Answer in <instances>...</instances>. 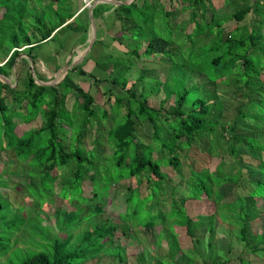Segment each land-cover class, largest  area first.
Listing matches in <instances>:
<instances>
[{"label": "trees", "instance_id": "16d2710c", "mask_svg": "<svg viewBox=\"0 0 264 264\" xmlns=\"http://www.w3.org/2000/svg\"><path fill=\"white\" fill-rule=\"evenodd\" d=\"M23 1L26 4L27 0H0V74L10 79L15 65V75L21 76L14 83H6L0 79V150H13L12 157L9 159L11 163L16 162L15 157L24 160L33 158L37 161L36 166L26 167V169L33 170L36 167L41 178H49L53 184L62 180L64 171L62 167H73L76 163L77 167L72 176L78 181V192H85L83 183L88 181L91 186V195H89L92 197L96 194L92 195L94 191L92 180L95 176L92 170L97 168L101 170L99 167L101 164H96L93 155L89 158L86 155L88 151L98 154L102 160L111 158V161L105 165L111 169L115 168L110 191L122 180L131 179L130 182L134 184L132 186L128 184L124 188L128 195L124 197L125 210L120 214L125 212V219L121 220L120 217V225L115 226L110 222L109 217H106L102 220L103 222L88 227V231L78 238L76 243L77 246L83 242V252L63 251L66 242L72 239V236L69 238L67 235L65 241L61 242L59 238H56L52 244L50 243L52 246L50 253L45 250L33 251L23 259L21 264H71L76 257L81 255L80 253H83V259H86V253L94 248L93 252H89L93 257L100 252V246L103 244L109 245L111 251L109 253L117 257L116 264H125L126 251L122 243L124 237L134 238L135 234L131 231L138 228L145 230L153 228L161 222L162 218L165 219L162 220L163 223H160L161 228L155 237V243L161 244L165 241L166 255L155 257L154 262H146L144 255L138 253V264H181L179 263L180 254H184L187 258L185 264H226L223 255L214 248L217 233L214 223L215 214L190 216L183 205L189 191L193 198L201 199L205 195L208 199L218 202L221 218L235 226L234 232L243 242L244 250L264 256V226L258 233L251 232L253 221L260 215L259 205L264 204V160L260 153L264 152V111L256 114L247 109V106L254 100L261 103V94L254 88V83L260 80V72L263 69L256 66L252 55H255L257 47L261 46L260 49L263 50L261 53L264 57V45L261 42L263 36L261 33L264 32V3L262 0H254L252 3L249 0H223L235 5L234 11L229 14L228 18L214 15L217 8L212 0H170L175 4L172 10L166 9L164 3L159 0H133L129 4L122 3L114 9V16L117 21H121V24L117 35L113 38L122 37L128 40L124 46L126 50L122 52V55L103 54L101 61L94 60L95 71H86L83 69L85 61L93 58L89 53V56H86L82 62L68 69L57 84H43L42 82L47 80L40 75L33 76L30 69L25 74H21V64L30 67L29 60L36 62L39 44L48 39L55 28L61 26L59 29L68 28L74 32L82 29L86 33L89 19L86 17L87 23L83 25L82 21L81 24L76 23V19L73 20L75 22L70 21L63 25L67 19L72 17V13L66 11L63 14L59 12L62 11L59 9L54 10V14L63 15H60L58 21H50L47 25L38 13L30 15ZM109 8L110 5L107 3L98 4L93 8L92 19L102 17L103 12ZM184 9L190 10L188 23L193 25L190 31L187 27L184 31V28L179 25L177 28L170 26L169 20H173L176 14ZM158 10L161 13L160 16H158ZM209 12L212 15H208ZM251 12L257 15V19L253 18L252 23L242 28L239 22ZM227 19L237 22L229 32L226 31L225 25ZM156 22H158L159 29L154 31L153 26ZM27 26H30V29L27 30ZM257 29L260 34L255 31ZM182 30L189 41L188 44L184 43L185 47H183V41L181 44L177 43ZM248 30L252 31L247 32ZM238 33L240 35L234 36ZM101 43V40L97 38L92 48ZM157 43L160 44L158 48ZM141 47H145L144 56L138 51ZM187 50H189L190 57L195 55L210 57L209 61L214 64L215 68L220 69V75L214 79H209L207 74L198 72L200 75L198 83L204 86L203 94L199 92V85L191 87L194 93H190L185 81L173 79V76L178 74L177 69L182 65L178 62L180 59L173 61L174 66L171 73L170 69L167 70L166 59L171 61L173 55L184 57ZM157 53L158 58L164 60L166 67L158 69L161 75H158L160 79L158 78L156 82L157 89H150L147 92L148 94L155 93L160 88L163 90L164 97L159 107L156 108L148 103L147 96L138 92L140 88L146 89L147 84L139 85L140 81L134 79L128 86L126 73L133 68L135 62L132 59L134 57L145 64L146 55ZM21 54L25 56L17 60ZM194 66L195 63L193 69L191 68L192 71H196ZM72 72L90 78L96 84L105 82L106 92L114 93V112H119V107L124 108L121 115H114L110 119L113 121L114 118L123 116L118 119L122 121L115 125L112 122L106 126L102 119L108 117L107 110L103 106L95 105L94 96L72 79ZM224 72L232 75L230 82L237 81L236 87H233L235 94L244 95L243 98H239L241 101H238L237 107H234L237 113L232 118V124H229L227 128L219 121L223 110V100L215 90V85L220 80L217 79L222 77ZM98 73L103 77L100 78ZM241 76H244V79H240ZM37 80L41 83H37ZM172 81L174 85H171ZM163 84L165 86H162ZM211 86L214 89H211ZM69 93L81 100L78 104L81 115L67 109L65 99ZM111 97L109 94V98ZM168 98L172 99V103L168 108H164L163 104ZM246 100L249 102L248 105L245 103ZM217 103L220 109L215 108ZM71 112L76 121L78 120L77 126L73 115L72 117L70 115ZM246 116L253 120L252 124L247 121ZM38 117H41L40 125L37 128L30 126ZM135 119L150 124L152 128L150 142L146 143L141 140ZM105 127H107L106 140L111 154H104V151L100 150L101 146L97 147L101 142L100 136ZM92 129L94 130L93 144L91 148H87L83 139ZM225 132L230 134L228 141L224 137ZM66 138L69 141L66 142ZM203 138H207L209 149H206L200 156L194 155L190 166V181L186 184L187 189L184 191L185 194L177 200L175 198L176 185H182L183 180L175 184V181L161 170V164L166 163V166L177 169L179 150L189 149L193 143ZM242 146L258 159V164L249 168L251 170L248 172L252 175L250 180L244 179L243 168L238 166L237 161L231 162L237 165L232 169H236V172H224V159H220L215 170H209L212 157L219 155L217 157L220 158V154L226 151L233 157L238 155V152L244 154ZM3 164L0 170L1 178L7 169H12L17 163L10 165L9 168H5L7 163ZM244 166L246 167L245 164ZM143 177L147 178L149 193L140 195L139 186ZM245 181L249 189L246 195L241 196L236 193L234 200L237 199V203L222 200L224 196H221V193L227 187H236ZM5 185L6 183L0 181V188ZM67 185L70 187V184ZM222 185L226 186L221 191L220 186ZM0 190L5 191L6 189L3 187ZM134 195L138 196V200H142L147 195L160 196L162 200L169 198L171 200L169 217L166 218L160 211L145 222L137 224L132 222L140 220L138 214L142 212L141 209H136L139 203L132 206L133 210L131 207L130 212L128 211ZM143 201L146 200L143 199ZM159 201L160 199L157 198V201L146 204L150 207L149 212L156 211ZM4 202L7 201L4 199L0 201V213L3 211ZM97 207L99 206L95 208ZM57 208L54 211L58 214ZM104 212L105 209L103 214ZM178 226L185 227L189 236L193 235L194 229L205 228L207 231L205 247L208 251L200 252L197 244H194L191 249H183L176 233ZM195 241L200 242L198 239ZM7 249H9V244H2L0 253H5ZM196 252H200V259ZM238 259L240 264H250L241 256Z\"/></svg>", "mask_w": 264, "mask_h": 264}, {"label": "rangeland", "instance_id": "374dc122", "mask_svg": "<svg viewBox=\"0 0 264 264\" xmlns=\"http://www.w3.org/2000/svg\"><path fill=\"white\" fill-rule=\"evenodd\" d=\"M38 1L39 0H27L26 4L24 3V1L23 4H25V8L30 15H36L38 13L39 17L43 18L47 25L50 23V21H58L60 15L66 13L65 11H59L63 14L56 15L54 14V10L51 11L50 8L45 9V7L42 8L43 12H41L38 9ZM249 1L250 3L254 2V0ZM159 2H163L166 9L168 10H172L175 6V4H173L170 0H159ZM262 2L264 3V0H262ZM61 3L63 2H60V4ZM212 3L215 8H217V11L214 13L215 16H226V18H228L229 14L232 13L235 9L234 4L226 3L223 0H212ZM189 11V9H184L181 13L176 14L173 20H169L170 26L173 28H177L179 25L180 27L184 28V31H186L185 27H187L188 31L192 30L191 28H193V25L191 23H188ZM157 13L158 16L161 15L159 10ZM208 15H212V13L209 12ZM208 15L207 18H209ZM253 18L257 19V15L255 16L251 12L247 14L245 19L239 22V24L242 28H245L250 23H252ZM198 19L200 20L199 16ZM81 21L82 19H78L76 20V23L81 24ZM235 24H237L236 21L227 19L225 22L226 31L229 32L235 26ZM41 25L43 26L42 22ZM107 28L109 27L107 26ZM117 28L118 26L116 27V29ZM28 29H30V26H27V30ZM116 29L103 35L101 44H98L92 49H88V52L90 50L91 54L94 53L96 55V57H93V62L95 59L101 61L103 54H113L114 56H117L122 55V52L126 50L124 47L128 42L126 38L119 37L116 40L113 39L114 35L119 30L117 29L116 31ZM153 29L154 31H157L159 29L158 22L155 23ZM249 31L252 30H248L247 32ZM255 31H257V34H260L259 29ZM73 34L69 38H61V36L58 34L54 41H51V43H49L48 45H39L38 51L40 50L42 52L50 53L52 51V45L57 47V50L51 53L52 55L49 54V58L56 61V59H59V57H61V50L66 48L69 43L72 44L74 42V39L76 37ZM261 34L263 35L261 42H263L264 45V32H262ZM238 35H240V33L234 34V36ZM98 38L101 40L99 30ZM179 39L180 40L177 43L181 44V42L183 41V47H185L184 43H189V41L185 38V33L183 32V30L180 32ZM107 43L108 45H111L114 50L122 52L114 53L112 51H109L105 46ZM159 46L160 44L157 43L156 47L158 48ZM260 47H257L255 55H252V57L256 66L258 65L263 69L260 72V80H257L258 82L255 81L254 83V88L258 91V93L261 94V103L254 100L252 104L248 105L249 102L247 100L245 101L246 105H248L247 109L256 114H261L264 111V57L261 53L263 52V50H261ZM144 49L145 47H141L138 50L140 55L142 56H144ZM55 52L57 54H55ZM84 53L82 49H76L74 58L77 57V61L73 63V66L83 60L81 58L84 56ZM77 55L80 56L78 57ZM158 56V53L155 55H146L145 57L147 58V61L145 62V64L142 63L140 59L134 57L132 59V61L135 62L133 68H131V70L126 73L128 77V86L134 81V79H138L140 81L139 85L147 84V90L144 89V91L142 88H140L138 92L140 91L145 96H147L148 103L155 106L156 108L159 107L161 99L164 97L163 90L160 88L155 93L150 92L148 94L147 92L150 89H157L156 82L158 78L160 79L158 75H161L160 73H158V69H164L166 67L165 63L163 62L164 60H161L160 58H158ZM2 57L4 58V55ZM20 57H23V54H21L17 58V60H19ZM177 58L180 59L178 60V62H180L182 65L177 69L178 74L174 75L173 79L185 81L186 87L189 89L190 93H194V90H192L191 88L194 87V85H199V92L201 94L204 93V86L198 83V78L200 77L198 72L207 74L209 76V79H214L215 77L220 75V69L214 67V64L209 61L210 57H200L198 55L190 57L189 50H187L186 56L184 57L173 55L171 56V61L166 59V61L168 62L167 70L170 69V73L172 67L174 66L173 61H175V59ZM194 63L196 71H192ZM44 65L46 64L39 62H32V64L30 63V67L21 64V74H25L26 71L30 69L33 76L36 77L37 75H40L45 80H47L46 84L49 82H51L52 84H57L62 79L63 75L67 72V70L70 69L68 68L66 71H61L62 69L60 68V66L57 67L53 62H50L47 67ZM45 67L51 70L52 73L50 75L46 71ZM84 67L86 68V66L83 65V69ZM92 69L95 71V67ZM228 75L229 74H226L224 72V75L217 79L220 80L215 85V90L219 93L223 100V110L219 121L225 128H227L229 124H232V118L237 113L234 107H237L238 101H241L239 98L244 97V95L239 94L237 96L235 94L233 87H236L237 81H235L234 83L230 82L231 78L233 77L232 75ZM98 76L100 78L103 77V75L99 73ZM71 77L72 79L77 81V83L81 85L82 88L89 91L94 96L96 106H103L107 110L108 117L102 119L103 123H105L106 126H109L110 124H112V122L113 125H115L116 123L122 121V119H118L123 118V116L114 118L113 121L110 119L114 115H121L122 112H124V108L121 107L120 109L119 107V112H114V93L111 94L106 92L107 84L105 82H98L96 84L90 78L88 79L87 77L80 76L77 72H72ZM20 78L21 76L17 77V75H15V72H13L10 77V82L14 83V81ZM240 79H244V76H241ZM37 83L41 82L37 80ZM171 85H174L173 81L171 82ZM12 86L14 85L12 84ZM162 86L165 85L163 84ZM212 88L214 89L213 86H211V89ZM109 94L112 96L111 98H109ZM80 101V99H76L74 95L69 93L66 96L65 105L68 110L74 111V113L81 115V111L78 108V104L80 103ZM170 103H172V99H166L163 104L164 108H168ZM260 104H262V107H260ZM215 108L220 109L218 103L216 104ZM70 115L72 117L73 112H71ZM246 117L247 121L252 124L253 120L250 119L249 116ZM73 118L76 121L74 115ZM40 121L41 117H38V119L33 121L30 126L32 125L34 128H37L40 125ZM76 123L77 126L78 120L76 121ZM135 125L141 140L146 143L150 142L152 132L150 124L148 122H140L135 119ZM19 126L23 128L22 125ZM106 128L107 127L103 129L102 136H100L101 142H99L97 147L101 146L100 150H103L104 154H111V149L109 148L106 140ZM93 135L94 130L92 129L86 134L83 139L87 148L92 147ZM229 135L230 134L225 132L224 137L225 139H227L226 141L229 140ZM65 141L67 142L69 141V139L66 138ZM206 149H209V144L207 143V138H203L199 142L193 143V146H191L189 149L179 150V165L177 169H173L169 165L166 166V163L161 164V170L168 176H170L175 181V184L180 182L181 179L183 180L182 185H176L177 190L175 193V198L177 200H179L180 196L185 194L184 191L187 189L186 184L188 183V181H190V166L194 155L200 156V154L204 153ZM12 151L13 150L10 149L0 150V170L2 169V166H4L3 163H7V167L5 166V168H9L10 165L17 163L12 167V169H7L2 178L0 175V181L6 183V185L3 186L6 190H0V194H2V197H0V201H2L3 199L7 201L3 203V211L0 213V246H2V244H9V249H7L5 253H0V264H21L23 259L27 258L33 251L45 250L46 252L50 253V251L52 250L51 244L54 242V240L56 238H59L61 242L65 241L67 235L69 236V238L72 236V239H70L69 242H66L63 251L72 252L79 250L80 252H83V242H80L77 246L76 243L78 242V238H80L88 231V227H90L91 225L94 226L95 223L103 222L102 220H104L106 217H109L110 222H112L115 226L120 225V217L121 220L123 218L125 219V212L122 215L120 214L125 210L126 205L124 197L128 195V192H125L124 188H126L128 184H131L132 186L134 183L130 182L131 179L122 180L120 183L115 184L114 189L110 191V185L114 181L112 180V178L114 177L113 170H115V168L111 169L109 167H106L105 165H107L111 161V158L102 160V158L94 152L88 151L86 153L89 158H91V155L94 156L93 160L96 162V164H101V166H99L101 170H98V168L96 170H92L93 172H95V176L92 180V189L94 190L92 192V195L96 193L95 196L92 197L90 196L91 186L89 185L88 181H85L83 183L85 192H78V181L72 176L75 168L77 167L76 163H74L73 167H62V170H64L62 175L63 177L61 178L62 180H59L58 182L53 184L51 182L52 180H50L49 178L42 179L40 172L36 170V167L33 168V170L26 169V167L36 166L37 161H35L31 157L25 160L15 157L16 162L12 161L11 163L9 159L12 157ZM242 151L244 152V154L242 152H238V155H235L234 157L227 151L224 154L221 153L220 158L217 157L219 155L212 157L209 164V170H215L216 165L220 162V159H224V172H236V169H232L237 165H233L231 164V162L237 161L238 166L240 168H243L242 172L244 179L246 178V180H250L252 178V175L248 172L249 170H251L249 168L251 166L255 167L258 164V159L253 156V153L247 151L244 146H242ZM260 153L261 158H263L264 160V152L261 151ZM244 164L246 165V167L244 166ZM67 184H70V187ZM226 185L220 186L221 191ZM248 186L249 185L247 184V181H245L241 185H236V187H227L223 191V193H221V196H224L222 200L229 203H237V199L234 200L236 193L241 196L246 195L249 189L247 188ZM139 189L140 195L149 193L146 177L141 178ZM108 191L110 192L107 193ZM186 196L188 197L183 205L185 207V211L190 216H198L200 214H215L214 223L216 225L215 230L217 233L214 248L223 255L226 264H240V261L238 259L239 256L248 260L250 264H264V256H260L258 254L250 253L244 250L243 242H241L237 238L234 232L235 226L231 225L221 218L219 212L220 209L218 208V202L212 199H208L205 195H203L201 199L199 197L193 198L190 191L186 194ZM157 198L160 199L158 208H156V211L149 212L150 207H147L146 204L149 202L157 201ZM143 199H145L146 201H143ZM64 200H67L69 204ZM161 200L162 199L160 198V196L153 197L149 195L143 197L142 200H138V196L134 195V198H131L132 202H130L129 204L128 211L130 212L131 207L139 203L136 209H141L142 212L138 214V218H140V220H135L132 222H135L136 224L139 222H145L152 216L157 215L160 211L162 215L168 218L170 213L169 204L171 203V200L169 198H167L166 200ZM73 202L75 203L71 205V203ZM96 206L99 207L95 208ZM259 206L260 215L255 218L251 225V232L253 233L260 232L261 227L264 226V204H261ZM56 208L59 210L58 214L54 211ZM104 209L105 212L103 214ZM133 209L134 208L132 207V210ZM152 210L155 209L152 208ZM163 219L165 218H162L160 223H163ZM22 221L23 223H21ZM160 223L156 224L157 226H154L150 229L145 230L138 228L134 231H131V233L135 234L134 238L124 237L122 243L126 251L125 264H138V253L144 255V260L146 262H154L155 257L157 258V256L166 255L167 247L165 241H163L161 244L155 243V237L157 236V233L161 228ZM235 224L237 225L236 222ZM176 233L178 234V240L183 249H191L194 247V244H197L198 250L200 252H203L205 250L206 253L208 251L205 247V238L207 236V231L205 230V228L200 227L194 229L193 235L189 236L186 233L185 227L178 226L176 227ZM92 237L94 238V236ZM120 238H122V236ZM196 239L200 240V242L197 243L195 241ZM127 242L129 243L127 244ZM100 247V252L93 257L89 254V252H93L95 250L94 248L90 251L88 250L89 252L86 253V259H83V253H80L81 255L76 257L71 262V264H116L118 262L117 257L112 256L109 253L111 252L109 250V245L106 244L105 246V244H103ZM200 252H196L199 259L201 257ZM186 259L187 258L184 256V254H180L179 263L185 264Z\"/></svg>", "mask_w": 264, "mask_h": 264}, {"label": "crops", "instance_id": "0c3cea01", "mask_svg": "<svg viewBox=\"0 0 264 264\" xmlns=\"http://www.w3.org/2000/svg\"><path fill=\"white\" fill-rule=\"evenodd\" d=\"M131 1L132 0H110V1L106 0V2H104V3L109 4L110 8L103 12L102 17H98V18H95L93 20V23H94L95 28H96V39L98 38V30H99V34L101 36V42H102L103 35H105L108 32H111L112 30H115L117 26H118L117 29H120L119 26L121 24V21L116 20V18L114 16V9H115V7H117L118 5H120L122 3L129 4ZM60 2H63V3L60 4ZM97 5L98 4L94 5L92 8L82 9L81 0H40L38 9L41 12H43L42 8L45 7V9L50 8L51 11H53V10L56 11V10L61 9L62 11H65V12L68 11V12L72 13V17L67 19L63 25L67 24L70 21L75 22V21H73L75 19L76 20L82 19V25H83V24L87 23V20H86V17H87L89 19V26H88V30L86 33L82 29H80V31L74 32L68 28L59 29V28H61V26L55 28L54 31H52V33L50 34V37H49L50 39L49 38L46 39L45 41H43L39 45H43V44L48 45L49 43H51V41H54V39L56 38V36L58 34L61 36V38H66V37L69 38L74 33L73 35L76 37L74 39V42L72 44L69 43V45L66 48L61 50V57H59V59H56V61H54V59L51 60L49 58L50 57L49 54L52 55L51 53L56 51L57 47L52 45V47H51L52 51L50 52V50H49L50 53L42 52L39 50L37 57L35 59L36 62L44 63V64H46V65H44L46 67L48 66V64H50V62H53L56 66H60V68L62 69L63 67H65L66 65H69V64L73 66V63L77 61V57L74 58L76 49L77 50L82 49L83 53L86 51L84 53V56L81 59H84L85 56H89V53H91V52H90V50L88 52L87 46H88L90 38H91V17H92L93 8L96 7ZM107 26L109 28H107ZM117 29H116V31H117ZM115 35H117V33ZM105 46L109 51H112L114 53L115 52H122V51L114 50L111 45H108V43ZM90 48H92V46ZM57 52H59V51H57ZM55 54H57V53L55 52ZM91 55H92V57H96V55L94 53H92ZM47 60H48V63H47ZM80 62H82V60ZM80 62H78V63H80ZM84 66H86V68L84 67V69L86 71H92L93 70L92 68H94L93 58H89L87 61H85ZM46 71L48 72L49 75L52 73L51 70L48 68H46Z\"/></svg>", "mask_w": 264, "mask_h": 264}, {"label": "water", "instance_id": "95a60500", "mask_svg": "<svg viewBox=\"0 0 264 264\" xmlns=\"http://www.w3.org/2000/svg\"><path fill=\"white\" fill-rule=\"evenodd\" d=\"M106 0H102V2H105ZM96 40V28H95V25L93 23V19L91 17V38H90V41H89V44L87 46V49H90V47L92 46L93 42ZM72 65H66L65 67L62 68L61 71L63 70H67L68 68H71ZM16 69H15V65L13 67V72H15ZM0 79L3 81V82H6V83H10V79L9 77H6L2 74H0ZM43 84H46V82H42ZM47 84H52L51 82L47 83Z\"/></svg>", "mask_w": 264, "mask_h": 264}, {"label": "built area", "instance_id": "2783aa9c", "mask_svg": "<svg viewBox=\"0 0 264 264\" xmlns=\"http://www.w3.org/2000/svg\"><path fill=\"white\" fill-rule=\"evenodd\" d=\"M101 1L102 0H81L82 9L91 8V7H93L94 5L98 4Z\"/></svg>", "mask_w": 264, "mask_h": 264}, {"label": "clouds", "instance_id": "9594fccd", "mask_svg": "<svg viewBox=\"0 0 264 264\" xmlns=\"http://www.w3.org/2000/svg\"><path fill=\"white\" fill-rule=\"evenodd\" d=\"M109 1H110V0H109ZM132 1H133V0H132ZM105 2H106V1H105ZM99 3H104V2L101 1V2H99ZM99 3H98V4H99ZM91 8H92V7H91ZM18 49L21 50L22 48H18ZM23 56H25V55L23 54ZM30 63L32 64L31 61H30Z\"/></svg>", "mask_w": 264, "mask_h": 264}]
</instances>
